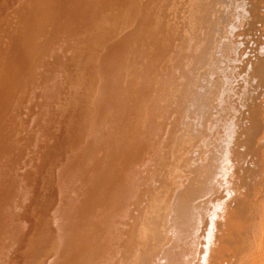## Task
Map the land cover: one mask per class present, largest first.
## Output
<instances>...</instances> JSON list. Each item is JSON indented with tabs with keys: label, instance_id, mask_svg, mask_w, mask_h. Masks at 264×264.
Here are the masks:
<instances>
[{
	"label": "bare ground",
	"instance_id": "bare-ground-1",
	"mask_svg": "<svg viewBox=\"0 0 264 264\" xmlns=\"http://www.w3.org/2000/svg\"><path fill=\"white\" fill-rule=\"evenodd\" d=\"M30 1L13 0L5 18H0V264H86L92 252L98 255L96 262L122 264L132 246L137 251L130 264H220L215 249L236 233L241 236L234 240L235 247L241 243L246 247L230 263L264 264V198L259 220L250 222V228L236 227L239 212L246 213V203L256 198L254 185L263 175L253 177L258 165L237 172L253 132L243 138L232 136L234 121L230 125L221 121L212 138L204 141L207 160L192 148V161L186 164L190 171L174 176L170 168L165 175V166L153 160L156 150L144 142L158 138L151 133V122L146 117L142 125L133 118L143 110L159 111L160 98L151 108L140 104L127 113L129 89L121 86L124 102L114 103L116 77L129 82L135 78L126 77V70L150 69L132 58L136 61L141 53L143 34L165 15L156 12L157 0ZM225 1L221 3L227 6ZM23 4L25 11L17 16ZM251 7L241 13L247 16L258 9L257 4ZM162 30L158 34L163 35ZM224 41L223 45L230 42ZM263 55L259 49L253 70ZM149 71V80L132 84V101L149 97L143 89L152 81ZM221 104L222 113L228 112L231 95ZM253 117L261 123L255 113ZM139 127L146 137H135ZM19 130L27 132L26 143H21L22 136L10 137ZM188 143L175 148V161L183 159ZM262 145L258 143L259 151ZM156 171L162 174V184L166 177L168 181L160 192L163 198L154 200L156 195L151 202L146 180L154 183ZM174 179L182 184L172 191L168 182ZM219 193L225 195L222 204L212 201ZM210 194L212 198L195 205ZM174 227H183L186 235L179 228L172 234ZM244 237L249 238L248 245L242 242Z\"/></svg>",
	"mask_w": 264,
	"mask_h": 264
},
{
	"label": "rangeland",
	"instance_id": "rangeland-1",
	"mask_svg": "<svg viewBox=\"0 0 264 264\" xmlns=\"http://www.w3.org/2000/svg\"><path fill=\"white\" fill-rule=\"evenodd\" d=\"M3 1L4 0H0L2 3V6H0L1 19L5 18L4 16L7 11L15 4L12 2L13 0H5L4 3ZM27 1L28 0H24L23 3L29 4L31 2L30 0V2ZM221 1L224 2L225 0H220V5L222 4L223 6L219 5V0H210L209 5H206L207 0H157L156 12H159L160 15L162 13L165 15L163 14L164 17L160 16L158 22L154 20L147 34H143L146 38V42L142 43L141 53L139 57L136 56V61L132 58V62L138 65L140 64L141 66H149L150 69H144L142 73H137L136 69L126 70L128 71L127 74H125L126 77L131 78L132 76L135 78V80L129 82H124L119 79L120 77H116L115 81L117 82H114V84L118 88V90H116L118 98L115 99L114 103L118 105L122 103V101L124 102L125 98L123 97H125L124 94L126 93V96H128L127 113H130L138 108L140 104L144 105L148 103L144 105V107L148 106V108H151L153 102L160 98V101H158L163 105L159 108V111H154L152 110L153 108H151L147 114V112L143 110V113L142 111L137 112L133 118L136 117V121H141L142 125L145 124L146 117L147 122H151V133L152 135H157L158 138L156 140L147 138L144 142L147 145L150 144L152 149L156 150L153 160H157L159 164L162 163V165L165 166V175L170 172V168L175 171L173 174L174 176L187 174L190 170H188L189 167H187L186 164L192 161V148H194V151L198 152L201 157L207 160L208 153L206 155V151L208 148L204 144V141L205 139L210 140L212 138L211 135L213 131H215L213 129L214 126L217 125V123L221 124V121L227 125H230L231 122L234 121L235 127L232 126V128H234V130H232V136L243 138L249 136L253 132V135L249 138L250 144L248 145V151L245 152L246 156L239 164L240 167H238L237 171L238 174L249 172L247 169L252 165H260L259 167L255 166L253 177L261 172L263 174L260 181L256 182L254 185L256 187L255 189H258L255 195L256 198H252L250 203H246V213L243 214L239 212L240 218L236 227L239 229V227L243 228L245 225L247 228H250V222L254 223V221L259 220V206L260 203H263L262 200L264 198V147H262L264 145V55L263 59L259 62V67L253 70L257 51L259 49L264 50V45L260 46V43L264 41V0H230L232 3L226 0L225 2L229 3L227 6L226 3H221ZM163 3H166V6ZM254 4L258 6L256 12L247 16L241 13L244 11L250 12V10H252L251 6ZM19 8L17 9V12H19L17 16H21L22 12L25 11V5H19ZM229 15L231 17H229ZM231 18L233 22H231ZM20 21L19 25L23 28L24 22ZM161 23L162 26H160ZM199 23L201 24L200 26ZM3 26L6 27V25L3 24L1 29L4 28ZM159 26L161 30L164 29L162 30L164 32L163 35L158 34L160 33L158 32V30L160 31ZM222 38L225 41H230L229 38L232 39L229 43L227 42L228 45H223ZM118 43H124V41L120 40ZM221 44L225 46V49ZM218 49L221 53L218 52ZM144 55H147V57H144ZM212 63L215 65V68L212 67ZM158 67L160 68L158 69ZM148 71L149 74L152 71L153 79L151 78L152 81L147 85V88H143V84L139 90L143 92V89H147L150 95L148 98L141 101L136 100V103V101H132L131 99V86L132 84L133 86L138 84L139 80H149L150 77L147 75ZM208 74L209 78L207 76ZM210 75L212 76L210 77ZM254 79L257 81L254 82ZM119 80L121 82L120 84ZM127 84L129 88L126 86ZM205 84H207V88H205ZM249 84L252 85L248 87ZM171 85L173 87L170 90ZM121 86L129 90L126 89L127 92H125L124 88H121ZM167 87L168 90L166 92L164 89ZM203 89L204 91H202ZM151 90L154 91L152 92ZM198 92L202 98L199 96ZM202 92L204 93L202 94ZM230 95L233 98V104L227 106L226 109H228V112L223 114V104L221 103L226 98L230 97ZM197 97H199L198 100ZM194 99H196V101ZM244 99H248V102ZM202 102H205L207 105L204 106ZM200 109L201 111H199ZM155 112L157 115L159 114L158 118L154 115ZM254 113L257 115L256 118L261 120V123L256 122L255 117H253ZM245 116H248L246 120L247 123L244 120ZM141 127L143 128V126ZM141 127L137 128V132L139 133L135 137L144 138L147 136L146 131L142 130ZM19 132L20 130L18 133ZM22 132L23 130L18 134L16 131L15 134L13 133L10 137L15 140L16 136H22L21 143H26L24 139L29 136L26 135L27 132L25 130L23 133ZM24 133L28 137H25ZM157 140L159 145L156 144ZM185 140L187 141V145H189L188 142H190V148L186 151L183 159L177 162L173 157L175 148H179L180 143ZM259 142L263 143V145L259 147L260 150L262 149L261 151L257 149ZM158 172L159 171L153 173L157 175V179L154 183H150L152 181L151 178L150 181L148 179L146 180V183L151 186V202L156 195L154 200L163 198L164 194L160 192L168 181L166 177L162 184V174H158ZM178 180H169L168 183L169 185L171 184L170 190L173 191L175 187H179L182 184V182ZM224 196L223 193H219L215 195L212 201L216 204H222L224 203ZM209 198H212L211 194L205 198L197 199L195 205H201L202 201ZM171 200L172 198L169 199V202ZM142 209H145V205L142 206ZM252 214L254 215L252 216ZM56 216L59 218L60 215L57 214L55 217ZM165 220V223L170 221H167V219ZM176 228L177 227H174L172 234H177ZM179 229H181L183 236H185L186 229H183V227ZM237 236L239 238L241 234H231L229 236L230 240L223 241L221 245L215 249V257L221 260L220 264H231L230 262L233 261L235 256L246 247V245H242V243L238 247H235L236 244L234 240L238 239L236 238ZM244 238L246 240L244 239L245 241L242 242L248 245L249 238ZM165 242H167V240H165L164 243ZM227 245H233L235 248L226 249ZM136 251L135 247L132 246L130 251L126 252L127 256H123L121 260L122 264H130ZM93 254L94 252L89 254L86 264H94L96 260H98V255L95 254L93 256ZM96 264L102 263L96 262Z\"/></svg>",
	"mask_w": 264,
	"mask_h": 264
}]
</instances>
